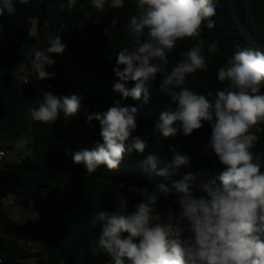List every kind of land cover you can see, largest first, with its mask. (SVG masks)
I'll use <instances>...</instances> for the list:
<instances>
[{
	"label": "trees",
	"instance_id": "trees-1",
	"mask_svg": "<svg viewBox=\"0 0 264 264\" xmlns=\"http://www.w3.org/2000/svg\"><path fill=\"white\" fill-rule=\"evenodd\" d=\"M15 3L14 15L0 16V150L14 151L26 136L31 142L28 154L0 162V183L11 180L13 205L31 209L33 216L26 222L15 220L0 197V257L14 264H24L26 260H34L35 264H102L110 257L98 248L102 226L93 225L91 217L98 211L118 212L117 194L126 198V211L131 212L144 198L130 189L156 191L158 184L170 187L171 181L191 173L201 174L191 189L198 198L202 195L200 181L216 177L224 166L207 147L211 137L209 123L205 122L189 136L178 132L175 137L164 138L155 130L159 113L170 104V97L159 88L162 76L158 75L153 82L147 102L143 95L136 100L113 90L117 82L128 90L135 87L134 81L120 80L113 69L117 67V53L133 47L128 23L137 14V0H123L121 8L109 7L108 0L103 10L94 8L92 0H76L72 8L68 7L69 0H29L27 5L15 0ZM213 3L215 27H204L200 37L178 40L168 54L165 69L171 71L183 59L184 52L204 40L202 51L207 67L189 75L182 87L206 96L211 92L210 100L225 86L217 80V72L230 56L243 48L264 52V0H213ZM113 20L116 23L111 26ZM85 27L90 28L91 34L88 43L82 44L81 29ZM49 33L58 34L65 45L62 53L53 54L56 63L47 69L55 73L54 78L22 85L23 69L32 70L34 52L48 47ZM212 41L218 45L215 53L208 51L207 45ZM45 91L81 97L80 111L67 119L61 115L54 124L33 121L28 109L38 106L36 98ZM117 101L121 106L138 109L137 128L132 135L144 139L148 148L143 154L125 152L116 170L101 165L95 172L87 173L83 163L73 162V155L94 147L97 142L103 143L99 122H89L87 115L105 112ZM251 131L258 137L252 151L264 165V124ZM176 152L189 156V163L182 165L171 180L158 176L156 172L171 162ZM149 153L160 156L161 164L155 170L145 163ZM64 176L70 189L61 197L56 184ZM178 199L174 190L167 195L160 193L153 208L154 223H166L170 213L179 217ZM189 236L192 233L184 234L185 239Z\"/></svg>",
	"mask_w": 264,
	"mask_h": 264
},
{
	"label": "clouds",
	"instance_id": "clouds-1",
	"mask_svg": "<svg viewBox=\"0 0 264 264\" xmlns=\"http://www.w3.org/2000/svg\"><path fill=\"white\" fill-rule=\"evenodd\" d=\"M19 3L27 5L29 0ZM75 3L69 0L68 7ZM106 3L108 0H92L97 10H103ZM108 6L121 8L123 0H110ZM136 6L137 14L128 23L133 47L117 53V67L113 69L120 80L134 81L135 87L128 90L117 82L113 90L124 98L139 100L143 95L147 102L153 82L162 76L159 88L170 97V104L159 113L155 130L164 138L175 137L178 132L189 136L209 123L207 147L214 151L224 170L200 181L202 195L198 198L191 189L201 174L191 173L171 181L170 187L158 184L156 191L130 189L144 198L131 212L126 211V198L117 194L118 212L98 211L91 217L93 225L102 226L98 248L110 257L108 264H264V165L252 151L258 137L251 131L264 124V52L243 48L230 56L217 72V80L225 86L210 100L211 92L206 96L182 87L189 75L207 67L202 51L204 40L184 52L171 71L165 69L168 54L178 40L200 37L204 27H215L213 0H137ZM15 12V0H0V16ZM115 23L113 20L111 26ZM207 47L210 53L218 49L215 41ZM64 50L60 36L49 33L48 47L35 51L31 62L38 80L54 78L55 73L47 69L56 63L53 54ZM36 104L28 109V116L33 121L54 124L61 115L65 119L76 116L81 97L45 91L36 98ZM137 111L117 101L105 112L87 115L89 122H99L103 143L76 152L73 162L83 163L87 173H93L101 165L118 169L125 152L145 153L147 142L132 135L137 128ZM189 160V156L176 152L156 174L171 180ZM145 163L155 170L161 164L160 156L149 153ZM173 190L179 197V217L170 213L166 223H152L159 194L167 195ZM184 221L192 233L187 239L181 227Z\"/></svg>",
	"mask_w": 264,
	"mask_h": 264
},
{
	"label": "rangeland",
	"instance_id": "rangeland-1",
	"mask_svg": "<svg viewBox=\"0 0 264 264\" xmlns=\"http://www.w3.org/2000/svg\"><path fill=\"white\" fill-rule=\"evenodd\" d=\"M32 33L33 34L36 33V25L34 22H33V26H32ZM81 33H82L81 43L87 44L89 36L91 34L90 28H88V27L82 28ZM23 75L25 77H27L30 81H34L35 72L33 69L27 70L24 68L23 69ZM14 155H15V158L20 156L16 152L14 153ZM10 184H11V180H7L3 183H0V197H2V196L7 197L8 205L6 207V210L11 217H13L15 220H17L19 222H26L28 217L33 216V212L29 208L19 207V206L13 205L12 195L9 192ZM56 187H57L58 194L61 197H63L65 194H67V192L70 189V182L64 176L57 182Z\"/></svg>",
	"mask_w": 264,
	"mask_h": 264
},
{
	"label": "built area",
	"instance_id": "built-area-1",
	"mask_svg": "<svg viewBox=\"0 0 264 264\" xmlns=\"http://www.w3.org/2000/svg\"><path fill=\"white\" fill-rule=\"evenodd\" d=\"M25 80H28L30 82V80L25 77L24 75L21 76V84L22 85H26L24 84V81ZM34 81H39L37 78H36V74L34 76ZM15 159V155H14V151H8V150H3L1 149L0 150V162L1 161H4V160H13ZM8 193V192H7ZM1 203L3 204V207L6 209L7 205H8V200H7V197L6 196H2L1 197ZM152 223H154V219L152 218ZM181 227L184 229V234H188V233H191L188 231V222L187 221H184L183 224L181 225ZM30 246L34 247L35 245L33 244H29ZM110 260V259H109ZM107 260L106 262L102 263V264H108V261ZM28 261H23L24 264H29L27 263ZM0 264H14L10 261H6L4 258L0 257Z\"/></svg>",
	"mask_w": 264,
	"mask_h": 264
},
{
	"label": "crops",
	"instance_id": "crops-1",
	"mask_svg": "<svg viewBox=\"0 0 264 264\" xmlns=\"http://www.w3.org/2000/svg\"><path fill=\"white\" fill-rule=\"evenodd\" d=\"M31 142V139L26 136L23 139H21L14 150V153L18 154H28L30 152L29 143ZM166 221L168 220V217L165 218ZM29 264H35L34 260H27ZM33 262V263H32Z\"/></svg>",
	"mask_w": 264,
	"mask_h": 264
}]
</instances>
